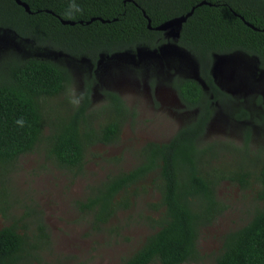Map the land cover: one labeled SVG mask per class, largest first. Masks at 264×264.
<instances>
[{
	"label": "trees",
	"instance_id": "trees-1",
	"mask_svg": "<svg viewBox=\"0 0 264 264\" xmlns=\"http://www.w3.org/2000/svg\"><path fill=\"white\" fill-rule=\"evenodd\" d=\"M21 1L28 11L15 0H0V30L8 29L19 38L72 57H86L92 70L84 78L79 106L60 111L49 104L72 81L65 63L0 56V184L4 188L0 192L4 203L8 201V167L22 155L42 151L55 168L77 177L85 175L91 147L120 143L122 127L129 119L135 120L136 112L117 92L108 89L101 91L104 104L100 109L93 107L100 57L163 47L166 31L155 27L194 9L178 28L176 42L196 59L199 79L172 73L165 82L185 109L198 107L197 116L170 141H149L141 146L134 152L135 166L107 175L90 188L91 197L78 207L92 213L93 225L101 227L118 212L130 209L137 194V189L130 193V188L157 172L154 188L160 200L148 208L164 212L152 217L155 231L121 264H185L201 259L202 229L229 208L218 195L221 184L228 181L244 190L257 185L255 199L259 204L252 218L223 235L213 264H264V145L252 149L250 129L244 132L241 144L202 141L215 115L212 101L234 99L215 82L216 56L241 51L258 58L264 69V0ZM73 4L82 11H75ZM258 103L264 109L260 97ZM232 115L237 121L248 120L264 127L261 110L239 107ZM17 120H23L24 126H18ZM226 155L233 159L231 164H224ZM37 215L36 211L27 214L36 230L34 236L20 232V221L0 228V264H31L36 258L34 253L49 237Z\"/></svg>",
	"mask_w": 264,
	"mask_h": 264
},
{
	"label": "rangeland",
	"instance_id": "rangeland-1",
	"mask_svg": "<svg viewBox=\"0 0 264 264\" xmlns=\"http://www.w3.org/2000/svg\"><path fill=\"white\" fill-rule=\"evenodd\" d=\"M165 34L167 43L157 50L143 47L134 52L100 57L95 70L93 107L100 109L104 104L101 91L108 89L117 92L127 106L134 109L136 117L122 127L119 144H96L88 150L85 175L72 177L55 168L42 151L22 155L8 167L7 203L0 192V228L20 221V232L34 236L36 230L27 214L36 211L49 235L48 241L34 253L36 258L31 264H121L155 231L151 219L164 212L148 208L149 204L160 200L154 188L157 172L130 188V193L137 189L130 209L118 212L101 227L93 225V214L82 212L78 204L86 202L91 197L90 188L107 175L135 166L134 152L145 143L170 141L194 118L195 111L184 108L165 79L172 73L199 79L198 64L189 52L177 45L178 27L166 30ZM2 55L48 58L65 63L71 70L72 81L66 91L49 104L50 108L60 111L73 105L70 102L73 92L79 96L84 78L92 70L86 57H72L35 45L8 29L0 30ZM258 65V58L236 51L216 56L213 74L222 90L241 97L243 102L254 95L264 99V69H259ZM246 125L245 121L234 120L227 109L219 107L203 140H231L240 144ZM251 144L252 149L264 144V127H254ZM223 162L231 164L233 159L226 155ZM1 187L0 184V190L4 191ZM257 189V185L244 190L228 181L221 184L218 195L229 208L213 224L202 229L201 259L185 264H213L223 235L242 227L252 218L259 204L255 199ZM18 217H23V221Z\"/></svg>",
	"mask_w": 264,
	"mask_h": 264
},
{
	"label": "flooded vegetation",
	"instance_id": "flooded-vegetation-1",
	"mask_svg": "<svg viewBox=\"0 0 264 264\" xmlns=\"http://www.w3.org/2000/svg\"><path fill=\"white\" fill-rule=\"evenodd\" d=\"M259 60V59H258ZM259 64H260V62H259ZM259 66V65H258ZM213 68H214V66H213ZM259 69H261L260 68V66H259ZM213 76H214V74H213ZM214 79H215V77H214ZM215 82H216V80H215ZM216 84H217V82H216ZM218 85V84H217ZM223 91H225V90H223ZM225 92H227V91H225ZM227 93H229V92H227ZM229 94H231V95H233L234 96V99H233V101L232 100H230V101H226V100H213L212 101V107L214 108V111H215V113H216V110L220 107L221 109H223V110H226L227 109V111H228V113L230 114V116L234 119V120H236L234 117H233V112L235 111V109L236 108H239V107H242V108H245V109H247V110H261V112L262 113H264V109L263 108H261V106H260V104L258 103V101H259V97L261 98V100H262V103L264 104V99L260 96V95H254V96H252V97H250V98H248V100L246 101V102H243L242 101V99H241V97H238V96H235L234 94H232V93H229ZM183 105V104H182ZM130 109H132L131 107H130ZM132 110H134V109H132ZM190 111H195V116H194V118L197 116V111H199V109H198V107L196 108V109H194V110H190ZM215 116V115H214ZM193 118V119H194ZM214 118V117H213ZM192 119V120H193ZM130 120V119H129ZM191 120V121H192ZM213 120V119H212ZM212 120H211V122H212ZM246 123H247V125L242 129L243 131H242V142H243V138H244V132L245 131H247L248 129H250L251 130V142H252V137L254 136V127H261L260 125H255V124H253V123H251V122H249L248 120H244ZM190 122V121H189ZM210 122V123H211ZM210 123H209V125H210ZM187 124V123H186ZM185 124V125H186ZM209 125H208V127H207V129H206V132H207V130H208V128H209ZM205 135H206V133H205ZM204 135V136H205ZM204 136L202 137L203 139H204ZM201 138V139H202ZM202 139V141H206V140H203ZM210 141H213V140H209L208 142H210ZM220 141H223V140H220ZM241 144V143H240ZM252 145V144H251ZM264 145V144H263ZM260 146H262V145H260ZM259 146V147H260ZM258 148V147H257Z\"/></svg>",
	"mask_w": 264,
	"mask_h": 264
},
{
	"label": "water",
	"instance_id": "water-1",
	"mask_svg": "<svg viewBox=\"0 0 264 264\" xmlns=\"http://www.w3.org/2000/svg\"><path fill=\"white\" fill-rule=\"evenodd\" d=\"M17 2V4L23 6L26 8V10L28 11V6L22 2L21 0H15ZM194 9H192L188 14L186 15H182V16H179V17H174L164 23H162L161 25H158L157 27H155L156 30H159V31H166L170 28H173V27H180L186 20L189 16H191V14L193 13ZM149 21V24H150V20L148 19Z\"/></svg>",
	"mask_w": 264,
	"mask_h": 264
},
{
	"label": "clouds",
	"instance_id": "clouds-1",
	"mask_svg": "<svg viewBox=\"0 0 264 264\" xmlns=\"http://www.w3.org/2000/svg\"><path fill=\"white\" fill-rule=\"evenodd\" d=\"M71 7H72L73 9H75V11H77V12L82 11V9H80L79 6H77V5H75V4L71 5ZM73 97H74V98H73L70 102H71L73 105H75V106H79L81 100L83 99V93H80L79 96L76 97L75 92H73ZM16 123H17V125L20 126V127H23V126H24V121H23V120H17Z\"/></svg>",
	"mask_w": 264,
	"mask_h": 264
}]
</instances>
